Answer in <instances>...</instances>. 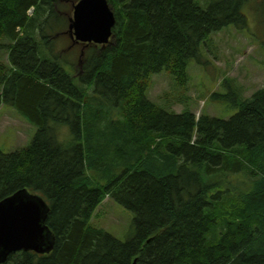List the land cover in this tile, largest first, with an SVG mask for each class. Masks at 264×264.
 Instances as JSON below:
<instances>
[{"label":"trees","instance_id":"obj_1","mask_svg":"<svg viewBox=\"0 0 264 264\" xmlns=\"http://www.w3.org/2000/svg\"><path fill=\"white\" fill-rule=\"evenodd\" d=\"M76 1L0 0V105L37 127L28 145L0 150V200L42 195L55 237L50 253L2 264H264V87L245 97L224 78L210 101L237 108L229 118L196 117L188 93L190 61L202 64L215 32L249 27V0H108L112 42L71 63L54 36ZM162 71L181 112L147 96ZM107 195L135 214L127 240L90 222Z\"/></svg>","mask_w":264,"mask_h":264},{"label":"rangeland","instance_id":"obj_2","mask_svg":"<svg viewBox=\"0 0 264 264\" xmlns=\"http://www.w3.org/2000/svg\"><path fill=\"white\" fill-rule=\"evenodd\" d=\"M197 1L205 4L211 0ZM258 1L249 0L243 7L245 16H248L249 27L237 30L230 26L215 32L207 41L206 47H202V64L195 59L190 61L188 93L192 97L191 109L197 116L205 111L211 116L229 118L237 111V108H225L209 100L213 90L224 91L220 83L226 77L234 79L242 86L245 97L264 86V48L261 41H257V37L264 35V22L263 9ZM69 8L67 5L63 7V17L66 20L69 14L73 15V10ZM63 22L64 25L60 27H67L65 19ZM58 27L59 25L54 24L52 30L61 31L62 29ZM55 43L54 55L61 58L67 55L71 63L76 61L75 53H79L80 48L65 50L71 47L68 45V36L61 35L56 38ZM0 54V61H8L6 51H1ZM71 63L62 61L63 67L69 73L73 72ZM173 80L167 71L154 74L148 82L150 86L147 96L159 105L165 107L169 105L173 111L181 112L185 104L179 100V90ZM36 130L37 127L27 122L11 105L0 106V150L10 153L28 145L33 140ZM64 131L65 128H60L61 133ZM134 216L133 211L108 196L96 208L90 222L114 237L127 240L133 232Z\"/></svg>","mask_w":264,"mask_h":264},{"label":"water","instance_id":"obj_3","mask_svg":"<svg viewBox=\"0 0 264 264\" xmlns=\"http://www.w3.org/2000/svg\"><path fill=\"white\" fill-rule=\"evenodd\" d=\"M115 24V13L108 0H79L69 30L77 41L105 45ZM47 213L46 202L25 189L0 201V264L20 250L37 253L53 250L55 241L45 222Z\"/></svg>","mask_w":264,"mask_h":264}]
</instances>
